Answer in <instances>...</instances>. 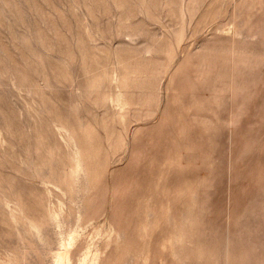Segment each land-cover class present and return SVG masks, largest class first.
I'll return each instance as SVG.
<instances>
[{"label": "rangeland", "instance_id": "rangeland-1", "mask_svg": "<svg viewBox=\"0 0 264 264\" xmlns=\"http://www.w3.org/2000/svg\"><path fill=\"white\" fill-rule=\"evenodd\" d=\"M0 264H264V0H0Z\"/></svg>", "mask_w": 264, "mask_h": 264}]
</instances>
